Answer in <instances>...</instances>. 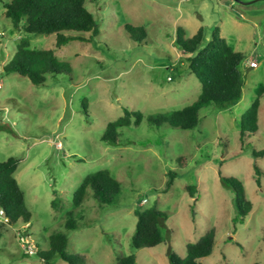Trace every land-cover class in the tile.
<instances>
[{
  "label": "rangeland",
  "instance_id": "374dc122",
  "mask_svg": "<svg viewBox=\"0 0 264 264\" xmlns=\"http://www.w3.org/2000/svg\"><path fill=\"white\" fill-rule=\"evenodd\" d=\"M8 2L0 0V162L18 160L15 178L32 219L16 226L0 223V264H45L22 249L17 230L26 227L41 250L49 248L52 234L64 232L67 253L83 256L86 264H119L131 255L135 264H170L169 250L183 258L188 245L210 233L214 250L200 264L264 263V201L241 216L235 193L219 176L240 179L248 199L260 194L264 200V172L259 178L254 170L257 165L264 171V158L253 154L264 150V99L259 131L248 134L244 148L240 141L241 117L264 86V0H88L99 35L61 48L56 35L16 28L4 15ZM128 24L144 31L128 33ZM202 26L203 46L219 28L243 54L242 99L226 109L202 108L193 130L154 127L149 116L183 109L202 93L189 58L175 46L178 28L192 37ZM22 39L33 49L55 50L71 72L49 74L40 87L7 74L3 68ZM125 110L145 118L139 126L119 130L118 145L105 143L107 125ZM101 170L121 183L119 196L102 206L90 192L75 208L78 187ZM153 207L169 216L161 227L163 242L135 250V211ZM70 217L77 222L75 231L65 228Z\"/></svg>",
  "mask_w": 264,
  "mask_h": 264
},
{
  "label": "trees",
  "instance_id": "16d2710c",
  "mask_svg": "<svg viewBox=\"0 0 264 264\" xmlns=\"http://www.w3.org/2000/svg\"><path fill=\"white\" fill-rule=\"evenodd\" d=\"M87 2L88 0H9L4 5V15L16 28L22 27L26 34L56 35V48H61L75 40L90 42L92 37L99 35L96 18L88 10ZM125 30L132 34L136 31L143 32L144 28H135L128 24ZM205 30L202 26L194 36L187 37L185 30L178 28L175 38L176 48L183 54L190 55L189 70L202 84L201 95L197 101L183 109L170 114L149 116L147 119L152 126L168 124L175 129L193 130L199 126L202 108L214 104L226 109L242 99L244 82L240 67L245 59L243 54L233 50L221 36L219 28L214 30L212 39L203 46ZM55 52L33 49L28 40L22 39L17 46L15 58L3 69L7 74L17 73L29 78L37 87L44 86L47 75L71 72L68 64L60 61ZM263 96L264 86L259 88L256 100L241 117L240 141L243 148L248 134L252 135L259 131V111ZM144 118L141 112L125 110L123 117L107 125L102 140L109 145H118L120 143L118 131L132 125L139 126ZM253 154L256 158H264V150ZM181 160L179 159V162L182 163L185 159ZM17 168L16 158L0 162V210L4 213L5 222L10 226H16L20 222L30 223L32 219V214L26 206L25 193L15 178ZM254 170L257 177L263 175V170L257 165ZM219 176L222 183L235 193L236 206L241 216L251 213L253 205L247 198L244 183L234 176H224L221 172ZM171 180L167 183L168 188L172 185ZM196 191V186L190 187L191 197H194ZM90 192L98 204L110 205L121 193V183L108 170L89 174L74 194V207L80 208ZM53 207H57V200L53 201ZM69 215H72V212ZM135 215L137 225L133 249L161 245L163 242L161 227L167 221L168 213L153 207L137 209ZM65 228L75 231L78 228L77 222L70 217ZM214 246V234H207L197 243L188 245L186 256L183 258L169 250L170 264H200V260L212 254ZM67 247V235L64 232H55L49 238V248L41 250L37 245L38 253L35 256L45 264H54L55 260L67 264H86L83 256L68 254ZM119 264H135L134 255L121 259Z\"/></svg>",
  "mask_w": 264,
  "mask_h": 264
},
{
  "label": "built area",
  "instance_id": "2783aa9c",
  "mask_svg": "<svg viewBox=\"0 0 264 264\" xmlns=\"http://www.w3.org/2000/svg\"><path fill=\"white\" fill-rule=\"evenodd\" d=\"M252 67H255L256 64L255 63H251ZM170 80V79H169ZM4 213L2 211H0V223L3 222V220H5L4 218ZM29 228H22V229H18L17 230V236L19 239V242L22 246V249L24 250L25 254L28 256H35L38 253V248H37V244L35 242H33L31 240V234L28 233Z\"/></svg>",
  "mask_w": 264,
  "mask_h": 264
},
{
  "label": "crops",
  "instance_id": "0c3cea01",
  "mask_svg": "<svg viewBox=\"0 0 264 264\" xmlns=\"http://www.w3.org/2000/svg\"><path fill=\"white\" fill-rule=\"evenodd\" d=\"M199 30V29H198ZM221 32V36L223 37V38H225V36L222 34V31H220ZM181 52V51H180ZM186 57H190V55H185ZM264 99V96H263V98L261 99V105H262V100ZM236 105V104H235ZM261 108V107H260ZM238 154H240V153H235L234 155H238ZM233 156V155H232ZM224 161H226V160H224ZM264 172V171H263ZM258 182H260V183H258ZM256 185L258 186V188H261V181L259 180H257V182H256ZM253 188V187H252ZM252 190V189H251ZM248 193H250V190H249V192ZM247 195V194H246ZM260 195V194H259ZM254 196V195H252V197H253V199H254V201L253 200H251V199H248L251 203H252V205H253V209H252V211H251V213L254 211V209H255V204H257L258 203V201L259 200H262V201H264L263 199H261L260 198V196ZM248 198V197H247ZM254 264H264V263H254Z\"/></svg>",
  "mask_w": 264,
  "mask_h": 264
}]
</instances>
